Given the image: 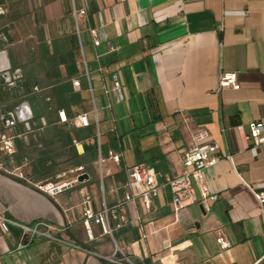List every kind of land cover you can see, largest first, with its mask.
Returning a JSON list of instances; mask_svg holds the SVG:
<instances>
[{"label":"crops","instance_id":"obj_1","mask_svg":"<svg viewBox=\"0 0 264 264\" xmlns=\"http://www.w3.org/2000/svg\"><path fill=\"white\" fill-rule=\"evenodd\" d=\"M74 9L85 10L78 23ZM221 73H236L239 89L219 90ZM82 114L88 127L76 123ZM252 122L264 126V0H0V135L16 138L5 159L12 174L0 171V216L51 224L64 242L36 238L17 250L20 230L0 221V264H105L114 245L96 226L86 236L80 190L97 212L102 195L109 207L122 201L135 167L159 183L177 178L201 130L218 145L220 161L204 173L217 199L197 192L175 211L162 188L148 213L126 207L115 241L144 264H264V205L243 184L264 190V144L254 153L245 141ZM78 166L87 181L55 197L35 189L72 179Z\"/></svg>","mask_w":264,"mask_h":264},{"label":"built area","instance_id":"obj_2","mask_svg":"<svg viewBox=\"0 0 264 264\" xmlns=\"http://www.w3.org/2000/svg\"><path fill=\"white\" fill-rule=\"evenodd\" d=\"M85 15V10L73 11V16L78 23V19ZM91 36L96 42V31L90 30ZM113 89L119 101L123 100L120 83L116 74L111 76ZM73 86L78 88L79 82L74 81ZM236 73H221L218 78V89L230 88L233 90L239 89ZM62 116L63 113H60ZM76 123L81 127H88L89 120L86 114L78 115ZM264 126L260 122H252L248 125V133L245 136L247 148L252 152H256L259 145L264 144L263 136ZM253 141L250 145L249 142ZM16 150V138L13 136L0 135V171L7 174H12L8 164L5 162L6 158L11 157ZM99 155L100 151L98 150ZM111 160L115 163L119 162V156H111ZM227 159L231 160L232 156L228 155ZM101 160V159H99ZM220 161L218 156V145L209 140V133L206 130H201L194 133L190 137V143L187 149L181 155L182 174L177 178H167L163 183H159L154 175H149L144 167H135L132 169L128 184L126 186V194L121 202L114 206H107L102 195V207L95 212L92 208L91 197L84 190H80L82 197V219L86 236L89 240L94 238L93 227H99L101 234L108 236L113 245L114 251L112 255L106 257L104 260L110 264H144V262L136 261L131 256L124 253L115 241V230L121 228L128 223L125 209L128 205L136 206L141 204L144 211L148 213L151 208V201L155 198L162 188H168L171 195V202L175 211L183 209L197 202V192L202 200L215 201L216 195L209 192L208 186L205 182L204 173L210 167L216 165ZM18 170V176L22 180H27L23 173ZM72 179L60 183H53L50 181L38 182L34 184L36 190L49 197H55L74 187L78 177L86 174L83 166L72 168L68 171ZM243 184L250 190L253 197L260 206L264 205V190H256L250 187L243 181ZM133 187H139L140 193L134 194ZM102 189V184H101ZM139 220V216L137 215ZM0 221L8 226H15L20 230L19 241L16 246L17 250L29 247L36 238H44L51 241L62 242L55 235L58 228L45 222H37L33 225H22L10 219L0 216ZM215 242L221 252L227 251L231 248V243L227 238L218 232ZM68 246L89 253L84 247L75 243L65 242ZM118 255H120L118 257Z\"/></svg>","mask_w":264,"mask_h":264},{"label":"water","instance_id":"obj_3","mask_svg":"<svg viewBox=\"0 0 264 264\" xmlns=\"http://www.w3.org/2000/svg\"><path fill=\"white\" fill-rule=\"evenodd\" d=\"M133 70L135 73H140V72H143L144 71V63L143 62H140V63H137L133 66ZM89 179V176L87 174H83L81 176L78 177L77 181L79 183H82L84 181H87ZM120 255H118L119 257Z\"/></svg>","mask_w":264,"mask_h":264},{"label":"rangeland","instance_id":"obj_4","mask_svg":"<svg viewBox=\"0 0 264 264\" xmlns=\"http://www.w3.org/2000/svg\"><path fill=\"white\" fill-rule=\"evenodd\" d=\"M29 247L31 248L32 246H29ZM25 249L27 250V248H25ZM24 254H25V252H21L20 255H18V258L20 260H22V257L24 256ZM2 264H16V263H15L14 259H9V261H8V258L7 259L4 258V260H2Z\"/></svg>","mask_w":264,"mask_h":264},{"label":"trees","instance_id":"obj_5","mask_svg":"<svg viewBox=\"0 0 264 264\" xmlns=\"http://www.w3.org/2000/svg\"><path fill=\"white\" fill-rule=\"evenodd\" d=\"M170 233H171V238H173V236H174L175 232H173V231H170ZM103 262H104L105 264H110L108 261H105V260H103Z\"/></svg>","mask_w":264,"mask_h":264}]
</instances>
